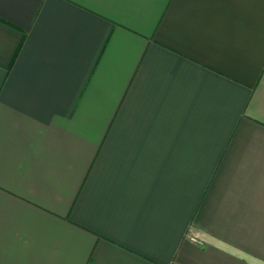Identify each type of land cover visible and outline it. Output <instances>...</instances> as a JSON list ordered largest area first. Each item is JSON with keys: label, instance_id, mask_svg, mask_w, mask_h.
<instances>
[{"label": "crops", "instance_id": "0c3cea01", "mask_svg": "<svg viewBox=\"0 0 264 264\" xmlns=\"http://www.w3.org/2000/svg\"><path fill=\"white\" fill-rule=\"evenodd\" d=\"M0 264H264V0H0Z\"/></svg>", "mask_w": 264, "mask_h": 264}, {"label": "built area", "instance_id": "2783aa9c", "mask_svg": "<svg viewBox=\"0 0 264 264\" xmlns=\"http://www.w3.org/2000/svg\"><path fill=\"white\" fill-rule=\"evenodd\" d=\"M196 240V239H195Z\"/></svg>", "mask_w": 264, "mask_h": 264}]
</instances>
